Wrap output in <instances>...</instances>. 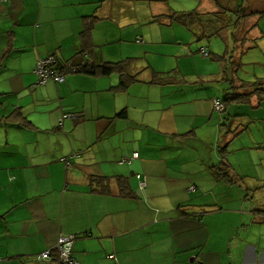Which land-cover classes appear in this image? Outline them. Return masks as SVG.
Wrapping results in <instances>:
<instances>
[{
    "label": "crops",
    "instance_id": "1",
    "mask_svg": "<svg viewBox=\"0 0 264 264\" xmlns=\"http://www.w3.org/2000/svg\"><path fill=\"white\" fill-rule=\"evenodd\" d=\"M134 1L0 3V264H57L56 253L36 257L61 235L77 237L80 264H264V143L242 125L246 113L224 125L204 77L122 89L118 75L73 72L39 85L40 58L83 55L96 69L123 57ZM200 6L218 11L212 0ZM173 9L154 18L172 26ZM242 24L264 39V17ZM238 140L229 152L247 153L224 156Z\"/></svg>",
    "mask_w": 264,
    "mask_h": 264
},
{
    "label": "rangeland",
    "instance_id": "2",
    "mask_svg": "<svg viewBox=\"0 0 264 264\" xmlns=\"http://www.w3.org/2000/svg\"><path fill=\"white\" fill-rule=\"evenodd\" d=\"M128 1L132 4V0ZM200 4L201 0H165L163 3L155 0L134 1L133 5L138 13V18L134 20L136 23H133L130 19H125V22H123L124 29H127L125 32L126 38H131L134 35L131 39H122L123 42L118 43L124 51V56L120 55L121 57L115 63L135 59L138 62L139 70L147 66H151L156 72L164 73L177 69L189 81H199L201 77H204L205 82L203 84L209 90L214 91L219 100L225 99L224 90L233 85H238L240 80L248 83L264 80V39L256 42L257 47L255 49L245 51L240 66L233 73L230 61L225 62V57L230 60V53L232 52L233 27L228 30L229 34H225L223 37H215L209 43L207 39L201 42L194 40L193 32L180 24L165 27L166 21H163L162 26L159 23H152L154 17L166 13L168 8L173 9V6L176 8L173 9L174 11L191 12L202 11L199 9ZM260 7L264 8V3H261ZM137 31L140 33L139 38L144 39L142 43L138 42V38L136 39L137 34L135 32ZM251 37L254 40V35H251ZM118 40H121L120 37ZM116 45L113 44L112 47ZM203 49L209 53V57L204 56ZM226 68L229 69L227 73ZM143 75L148 76L147 72H144ZM159 89L160 87L158 91ZM154 94L155 92L150 93V95ZM249 104L250 102L248 104L231 103L228 106L229 113H222L220 117L225 120L224 125H230L233 122V119H229L230 117L235 114L246 113L249 116L245 117L246 121L242 125L249 122L247 126L251 127L250 133L256 138L259 137L264 143V103L259 108ZM243 119V117L238 118V122ZM224 129V136H227L228 131L225 126ZM248 133V131H245L246 135ZM203 136L206 139L209 138L208 130L203 131ZM238 141L231 145L227 144L228 149L223 155L226 156L230 153V146H232L230 150L233 151L243 148L242 140ZM237 143H240L239 147L236 146ZM244 153L246 154L247 151L240 150V152L230 154L242 155ZM222 170L220 172L229 174L227 168L224 167Z\"/></svg>",
    "mask_w": 264,
    "mask_h": 264
},
{
    "label": "trees",
    "instance_id": "3",
    "mask_svg": "<svg viewBox=\"0 0 264 264\" xmlns=\"http://www.w3.org/2000/svg\"><path fill=\"white\" fill-rule=\"evenodd\" d=\"M218 7L216 12H207L202 13L201 11H182L175 12L170 24H180L188 28L193 32L194 40L196 41H205L207 39L209 43L215 37H223L229 28L235 26V30L232 34V52L230 53V60L225 57V62L232 65L231 70L233 73L236 72V68L240 66V61L242 56L245 54V51L253 50L257 47L258 40H251L248 38V33H245V28L242 23L250 20L252 17H264V9L262 10H253L250 8V1L240 0L235 3H228L226 6H222L219 0H213ZM235 15V19H232L230 16ZM163 18H156L152 23H159L161 26L163 24ZM242 25V30L240 26ZM165 26H169L166 23ZM88 32L91 31V24L88 26ZM244 30V31H243ZM138 42L142 43V38H138ZM252 43L251 46H248L249 43ZM205 57H209V53L203 49L202 50ZM57 63L56 70L61 74H65V80L68 74L70 73H88L100 76H112L118 75L120 77V87L122 89H127L133 84L143 83L146 85H159L167 86L180 83L183 81V76L179 70L175 69L171 72H156L151 66L144 67L142 70L138 68V62L135 59H128L126 61L118 63H102L96 66V69H93L86 61L82 58L83 55H78L75 59L61 64L56 55ZM81 56V57H79ZM78 58V59H77ZM77 61L80 63L78 64ZM37 68V67H36ZM229 69L226 68V73ZM144 72H147L148 76L143 75ZM65 82V81H64ZM225 99L219 100L224 105V110L219 113H227L228 106L231 103L234 104H248L252 101V98L256 96L258 103H264V80H259L256 83H248L240 80L238 85H233L232 87L226 89ZM230 103L228 106L227 104ZM215 108V107H214ZM243 116L236 115L232 118H241ZM225 173V172H224ZM219 174V173H218ZM226 175V173H225ZM138 176V175H137ZM128 188V187H127ZM123 195H129L127 189H122Z\"/></svg>",
    "mask_w": 264,
    "mask_h": 264
},
{
    "label": "built area",
    "instance_id": "4",
    "mask_svg": "<svg viewBox=\"0 0 264 264\" xmlns=\"http://www.w3.org/2000/svg\"><path fill=\"white\" fill-rule=\"evenodd\" d=\"M7 0H0V3H4ZM57 59L56 57L40 58L37 62L36 74L39 77V85H46L49 80H54L56 83H63L65 81V74H61L56 70ZM215 110L222 112L224 105L219 100H214ZM139 153L134 154L133 159H138ZM141 189L146 188V179L138 175ZM76 236H64L61 235L58 239L57 245L53 250L45 251L37 255L36 260L39 263L50 262L53 259L54 253L57 254V264H80L74 256V243Z\"/></svg>",
    "mask_w": 264,
    "mask_h": 264
}]
</instances>
